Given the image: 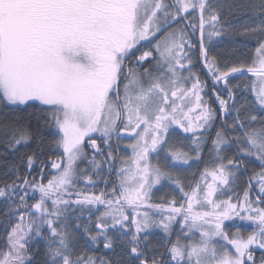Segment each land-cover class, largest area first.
I'll use <instances>...</instances> for the list:
<instances>
[{"label": "snow or ice", "instance_id": "snow-or-ice-1", "mask_svg": "<svg viewBox=\"0 0 264 264\" xmlns=\"http://www.w3.org/2000/svg\"><path fill=\"white\" fill-rule=\"evenodd\" d=\"M244 9L251 15L239 26L223 16ZM225 36L257 41L251 64L219 66L210 46ZM197 47L216 108L194 71ZM247 74L255 78L243 86L251 101L238 100L241 86L232 80ZM0 106L35 116L34 125H3L5 149L36 145L25 153L26 173L15 168V179L0 186V264H264V0H0ZM218 119L215 166L185 185L182 166L201 159ZM45 131L62 150L46 182ZM125 133L135 141L131 155L114 167ZM181 133L191 134L187 151L174 142ZM229 149L236 155H222ZM255 162L259 171L233 201L238 174ZM104 165L118 183L73 199L80 181L108 188ZM169 186L179 199L151 202L154 189ZM245 225L252 227L247 235ZM81 241L102 244L115 261L78 252Z\"/></svg>", "mask_w": 264, "mask_h": 264}, {"label": "trees", "instance_id": "trees-1", "mask_svg": "<svg viewBox=\"0 0 264 264\" xmlns=\"http://www.w3.org/2000/svg\"><path fill=\"white\" fill-rule=\"evenodd\" d=\"M222 2L225 3H232V4H241V5H247L249 3H254L256 5H259L260 0H222ZM251 15V12L247 9H244L242 11H233V12H228L227 10H225V12L223 13V16L231 22L232 25H236L239 26L243 23V21L249 16ZM237 30H239V28H237ZM194 40V39H192ZM257 41L254 39H247L245 37H241V36H235V37H229V36H225L222 41L218 40L212 41V45L210 46V52L209 55L210 56H216L217 60L219 62V66L220 67H224L225 62H227L228 65L230 66H241V65H249L252 63L253 57L255 55V48L257 47ZM192 54V53H191ZM194 54H196V60H197V66L194 69V71L199 75L200 79L202 81H207L209 84V89L208 91V95H206L204 98L205 100H207L209 102V104L213 107L216 108L217 104L215 103V101L213 100V93L211 92V86H212V81L211 78L207 77V74L205 72H199L198 68L200 67L199 64V49L196 48V51L194 52ZM255 79L254 77H252L251 75L246 76V78H241V79H234L232 80V84H239L241 87L238 89H235L236 94H237V98L238 100H243L245 95L243 94V89H244V85L248 84L251 82V80ZM249 101H251V95H248L246 97ZM249 110H252V106L251 103H249L248 105ZM29 111L30 110H25L19 113H15L11 110V108L9 109H4L3 107L0 108V186H3L4 184H8L11 183L14 179L15 176L13 175V170L15 168H19V172L21 174V176H23L27 169L25 167L26 165V160L24 159L25 153L27 154H31L34 150H35V142H32L28 145H19L17 146V149L15 151L13 150H6L5 149V142H6V138L3 136L2 131H3V125L5 123H14L17 119L19 120L20 124H27L29 123V121L32 122V124H35V116L34 115H29ZM220 125V121L219 119L215 122V125L209 129V133L208 135L205 136V139L207 141V143L205 144L202 152H201V159L200 160H194V165H193V169H194V173L193 176L198 179L199 175L202 171H204L205 168H212L213 166H215L216 163V153L211 151L212 148V144H211V140L215 137V132L216 129L219 127ZM45 136L47 138V141L49 142L48 146H46V154L44 156L41 157V159H43L44 161L49 163V166L46 167L44 169V173H45V182L47 181V179L51 178V176L56 175L57 174V170L51 168L50 166V161H59V158L62 155V150H56L54 145L50 144L51 141V136L48 135V132L45 131ZM181 137L178 140V146L179 145H183L184 146V150H188V145L190 144V140L186 139L185 135L183 133H181L180 135ZM100 142V141H99ZM101 144V142H100ZM101 147H103V145L101 144ZM86 151L88 152V155L91 156L90 154H92V151L89 148H86ZM114 154L116 155L117 152L115 151ZM222 155L226 156V157H232L235 156L236 153L229 149L227 152L222 153ZM82 166H86L85 164H83ZM36 171L38 170H34L33 171V176H36ZM254 171H259V166H258V162H255L253 167H250L248 169V174H238L239 178L236 181V185L234 186L233 190L235 192V194L237 193L239 197H243V193L245 188L248 187V179H249V175L254 172ZM104 178L107 179L108 181V188L106 191H108L113 184H117L115 179H109L107 178V176L104 174L103 175ZM30 180L32 179V177H28ZM37 179H39V177L37 176ZM189 181V180H188ZM187 181V183H188ZM193 182V178L192 180L189 181ZM86 184V183H85ZM85 184L80 183V187L77 190V192H82L85 193L84 191V186ZM98 193L100 192V190L102 188H100V186H98ZM172 189L174 186H170ZM232 190V191H233ZM257 194V190H252L250 195L251 197L254 199L255 196ZM177 197V199H179L178 195L176 193H162L160 191H156L153 192V203H159L161 202V198L164 199H171L172 197ZM233 196V195H232ZM233 201L236 200V197L233 196ZM73 199H75V194L72 196ZM226 198V197H225ZM29 203H32V201H29ZM264 206V205H261ZM6 209L4 207L3 204H0V221H3L5 219L4 213H5ZM103 211V210H100ZM98 214V213H97ZM85 215H87V213H85ZM241 231L243 232L244 235H247L248 232L252 231V227L251 226H242L241 227ZM5 232L3 230V226L2 224H0V240L5 236ZM157 235V234H156ZM157 237H159L157 235ZM174 238V237H173ZM153 243L156 244V246L158 248H160V250L162 251V241H160L159 243L157 242V239L154 238L153 239ZM39 251L41 253L42 256V251H43V243L41 242L40 244V248ZM78 252H83L87 255H93L96 257H100V256H108L109 258H112L114 261L116 259V257H113L111 253H108L104 248L103 245L101 244L99 246V248L97 249L95 246H92L91 248L85 247L83 245V242L81 241L80 246L77 249ZM117 251H119V249H117ZM257 257L259 258V253H257Z\"/></svg>", "mask_w": 264, "mask_h": 264}, {"label": "rangeland", "instance_id": "rangeland-1", "mask_svg": "<svg viewBox=\"0 0 264 264\" xmlns=\"http://www.w3.org/2000/svg\"><path fill=\"white\" fill-rule=\"evenodd\" d=\"M196 23L198 24L199 23V21H198V17L196 18ZM181 27H183V25H181ZM196 36H197V38H194V41L196 42V41H198V37H199V32H197V34H196ZM214 40L215 41H218L217 39H215L214 38ZM192 56H193V60H194V63L196 64V66H197V60H196V54H194V51L192 52V54H191ZM199 64H200V67L198 68V71L200 72H205L206 74H207V77L208 78H211L210 76H209V74L207 73V69L206 68H204L203 67V63H202V58L200 57V55H199ZM196 68V67H195ZM248 75H251V74H247L246 76H248ZM243 94L245 95V97L244 98H246L248 95H250V93H248L246 90H244L243 89ZM214 96V95H213ZM215 99V98H214ZM215 101V103L217 104V101L216 100H214ZM191 106V105H190ZM0 108H2V106H0ZM185 110H187V109H185ZM194 116V115H193ZM94 135H98V134H94ZM125 135V138L124 139H122L121 141H119V149L116 151L117 152V154H116V156L118 157V159L115 161V164H114V167H119L120 166V159L119 158H123V159H127V157H129L130 155H131V148L130 147H128V145H130L131 143H134L135 141H134V138L132 137V136H129L127 133H125L124 134ZM181 136H179V137H174L173 139H174V142L175 143H177L178 142V140H179V138H180ZM100 140H97V144H100V142H99ZM117 142L115 141V140H113V144L115 145ZM178 144V143H177ZM101 145V144H100ZM90 149V148H89ZM91 150V149H90ZM92 151V150H91ZM185 151H187L186 149H185ZM90 155H92V154H90ZM97 159H102L101 157H97ZM153 162H155V161H153ZM191 163V167H188L187 165H184V166H182L183 167V171L180 173V175H181V178L184 180V183H185V185H187L188 183H189V181L190 180H192V178L194 177L193 176V174H195L194 173V167H193V165H194V160L193 161H191L190 162ZM83 164H81L80 165V167L81 168H83L84 166H82ZM107 165H104V168H105V172L102 174V175H106L107 176V178H108V180L109 179H115L116 180V182L118 183V178H117V176H116V174H115V172H113L111 175H108V173H107ZM96 179H98L99 180V178H96ZM189 180V181H188ZM187 181H188V183H187ZM80 183H82V184H85V182H83V181H80V182H77V184H76V187H75V189L74 190H72V189H70V191L71 192H73V195L75 194V192H77V190L79 189V187H80ZM98 186H100V188H102L101 190H100V192L103 190V191H106L107 190V188H105V184L103 183V182H99L95 187H93V186H91V185H87V184H85V186H84V192H85V194H92V193H98ZM99 192V193H100ZM153 192H156V190L154 189L153 190ZM160 192H162V193H169V194H171V192L172 193H176V192H174L173 190H172V188L169 186V187H167V188H164V189H161L160 190ZM177 194V193H176ZM230 195H233V196H235L236 198H237V196H238V194L236 193L235 194V192H234V190L232 191V192H230L229 193ZM232 196V198H234ZM179 197V196H178ZM151 202H153V197H152V201ZM238 224L240 223V222H237ZM247 226V225H246ZM232 231H235V229L233 228L232 229ZM241 233L243 234V232L241 231ZM157 235L160 237V236H162L163 234L162 233H160V232H158L157 231ZM6 236V235H5ZM5 236L0 240V249H4V246H5ZM107 251V250H106Z\"/></svg>", "mask_w": 264, "mask_h": 264}, {"label": "flooded vegetation", "instance_id": "flooded-vegetation-1", "mask_svg": "<svg viewBox=\"0 0 264 264\" xmlns=\"http://www.w3.org/2000/svg\"><path fill=\"white\" fill-rule=\"evenodd\" d=\"M190 31V30H189ZM198 32V31H197ZM197 32L194 34V35H192V39H194V38H197V36H196V34H197ZM193 42H195L194 40H193ZM198 48V47H197ZM196 51V49L194 50V52ZM199 114V112H198V110L197 111H195V112H193V113H190V116L192 117V120H193V123H196V116ZM194 115V116H193ZM185 136H190L191 134H184ZM158 238V237H157Z\"/></svg>", "mask_w": 264, "mask_h": 264}]
</instances>
